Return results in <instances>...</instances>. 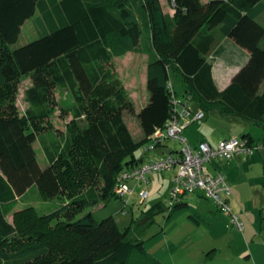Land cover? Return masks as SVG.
I'll use <instances>...</instances> for the list:
<instances>
[{
    "label": "trees",
    "instance_id": "16d2710c",
    "mask_svg": "<svg viewBox=\"0 0 264 264\" xmlns=\"http://www.w3.org/2000/svg\"><path fill=\"white\" fill-rule=\"evenodd\" d=\"M168 1L172 15L163 13L159 0H0V106L10 86L30 77L24 112L0 110V264L36 263L46 254L54 256L47 264H165L141 239L130 238L129 228L120 231L113 216L98 221L84 210L117 197L119 171L143 161L145 153L135 151L170 117V72L182 82V92L175 93L189 95L204 114L216 110L244 121L264 120V25L251 11L255 5L264 11V0ZM37 11L45 31L11 48ZM222 23L248 59L219 90L212 63L194 38L202 28ZM138 47L147 56V102L136 114L143 135L134 140L122 117L130 99L109 61ZM55 87L73 97L78 122L63 136L48 138ZM35 141L48 158L46 166ZM31 188L47 198L65 189L70 198L60 219L51 216L47 228L20 233L5 209ZM184 204L181 198L170 210L161 202L152 209H165L168 217Z\"/></svg>",
    "mask_w": 264,
    "mask_h": 264
},
{
    "label": "rangeland",
    "instance_id": "374dc122",
    "mask_svg": "<svg viewBox=\"0 0 264 264\" xmlns=\"http://www.w3.org/2000/svg\"><path fill=\"white\" fill-rule=\"evenodd\" d=\"M251 11L258 14L261 12L260 5L253 6ZM233 14H235V12H233ZM42 27L45 28L37 11L22 25L17 40L10 44V47H19L39 37L42 35ZM131 51L129 59L132 57L136 58L132 63L129 62L126 64V56L122 55L113 56L112 62L109 61V65H111L115 76L120 80L122 87H127L133 96L134 93H136L134 100H130L129 105L122 110V117L130 126L133 137L138 139L141 137L142 133L135 113L140 110L144 103L142 98H145V95H147L145 86L141 85L142 67L146 61L144 59L142 60L140 47H138L137 51ZM169 81L178 94H180L183 89L180 77L170 72ZM29 85L30 77L25 75L15 86H10L8 99L5 104L0 106V110H10L18 114L23 113L28 106L25 99V90ZM74 104V99L67 90L59 87L53 89L51 130L56 138L64 135L67 126H73L76 124V121L78 122V120L74 119L73 115L75 110ZM192 104L195 108L196 105L194 103ZM87 114L88 110L85 109L82 118H86ZM231 118L232 117H220L215 112H208L205 119L197 120V122L191 124L189 128L187 127V129L182 132V135L188 139V133L190 131H196V129L199 128L198 126L202 125H214L218 131L236 133L238 135L243 133L242 129L247 128L246 131H248L249 126H251L252 132H250V134L252 136L257 138L262 134L261 127L253 123L249 124L243 121H241L242 123L231 121ZM135 128H138V131L135 130ZM181 146L182 143L180 141L169 138L163 142V148L160 147L159 150H155V152L157 151L156 154L161 151L162 153H166L170 148L178 151ZM35 147L38 156L42 158L43 153L41 148H39L37 143ZM141 152L140 148L135 151L137 155H141ZM155 152L146 154L145 158L153 155ZM204 166L206 167L207 164L205 163ZM171 174H173L172 170L147 175L148 183L146 188L148 197L145 202L140 203L138 195L134 193L129 198L125 212L122 211L124 202L120 197H111L106 201L99 200L90 208L93 218L99 221L105 217L113 216L120 231L129 228V237L141 239L145 249L165 264H221L218 260L205 261V263H203L199 255L201 243L199 240L198 242L195 240L194 242L196 243L193 244L192 247L188 244L191 238L195 237L199 239V236L204 232L205 227H203V225L199 226L193 217L205 216V211H207L208 207L213 209L214 202L211 199L206 197L197 201L192 198L193 194H185L183 198L185 204L175 209L171 215L166 217L167 211L165 209L172 188L170 179ZM67 192L63 189L61 194L54 198H47L42 193L37 192L40 197L39 200H37L38 202H33V204H21L20 201L15 200L6 206V217L15 225L20 233H27V230L31 228L44 227V222H47L51 216L57 219L61 218V210L70 198ZM157 202L164 204V211H160V209L157 208L152 209ZM83 213L76 215V218L81 217ZM37 217H40V219ZM36 219L39 220L37 221ZM42 219H44V221H42ZM45 228L47 227H44V229ZM228 228H231V226L227 227V230ZM232 228H234V231L237 229L235 225H233ZM57 254V256L60 255L59 253ZM51 259H54V256L46 254L43 259H40L36 263L30 262L29 264H47Z\"/></svg>",
    "mask_w": 264,
    "mask_h": 264
},
{
    "label": "crops",
    "instance_id": "0c3cea01",
    "mask_svg": "<svg viewBox=\"0 0 264 264\" xmlns=\"http://www.w3.org/2000/svg\"><path fill=\"white\" fill-rule=\"evenodd\" d=\"M159 2L163 13L168 15H172L174 13V8L170 1L159 0ZM255 19L264 25V11L256 14ZM224 25L225 24L222 23L212 29L204 27L194 38V41L199 45L202 54L205 55L206 58L212 63V77L219 90L223 89L230 82L232 76L248 59L247 50L238 46L230 37L225 34L224 30L226 26ZM44 31L45 28L42 27L41 32ZM130 52L132 51H128L123 54L126 56V64L129 62L132 63L134 60H136V58H133L132 56V58L129 59L131 54ZM140 54L142 55V60L144 59L146 61L141 72V85H144L146 89L147 56L142 51H140ZM111 60L112 57L110 61ZM109 67L113 71L111 65H109ZM124 89L126 90L129 99L133 101L134 96L136 97V93H134L133 96L127 87H124ZM142 99L144 100V105L147 102V95H145V98ZM192 103L196 105L195 108L193 107ZM199 109V106L192 101L191 114H194V112ZM208 112H215L220 117H232L231 121L238 123H242L241 121L249 124L253 123L261 127L262 134H260L257 138L252 136L250 134V132H252L251 126H249L248 131H246L247 128L242 129L243 133L238 135L236 133H224L222 131H218L214 125H202L198 126L199 128H197L196 131H190L188 133V139L183 135L186 138V142L191 147H194L201 140H205L211 145H215L220 139L224 137H242L244 134H249L253 141L264 139V120L260 121L259 123H255L252 121H244L239 117L230 115H219L216 110ZM208 112L204 114V117L201 120L205 119ZM135 114H137V112ZM195 122H197V120L191 121L183 129V131L186 130L187 127L189 128V126ZM126 125L132 135L130 126L127 123ZM135 130L138 131V128H135ZM142 135L143 134H141V137ZM47 137H55L51 129H48ZM141 137L138 139L133 137V139L139 140ZM36 143L42 150V158L38 156L35 147ZM33 146L40 164L42 166H46L49 161L41 144L38 141H35ZM159 148L160 147L155 150H159ZM161 148H163V146H161ZM155 150L152 152H155ZM170 151L177 150L170 148L166 153ZM156 152L147 158H145L146 154H144L142 162L147 161L152 156L162 153V151L157 154ZM206 164L207 166H203V170L207 174L214 175L216 173H221L225 176L230 187L229 202L232 211L238 215V220L242 223V230L235 228L236 231H234L230 216L226 212L220 210L216 204L213 203L214 208L212 209L208 207L207 211H205L206 215L204 213L205 216L193 217L199 226L203 225L205 228L204 232L199 236V239H196L195 237L191 238L188 244L192 247V245L196 243L194 242L195 240H197V242L198 240L201 242L199 255L203 263H205V261L218 260L221 264H264V147H261L253 154H235L229 159L215 158ZM130 183L133 184L132 181ZM135 191L136 192L134 193L137 194L136 188ZM37 192L39 193L36 188H31L23 195L17 196L14 201L18 200L21 202V204H33V202H38L37 200H39L40 196L37 194ZM183 198L184 196L182 197V200ZM192 198L200 201L206 197L201 192H198L194 193ZM90 208L91 207L87 208L84 210V212L90 211ZM229 226H231V228H228L227 230V227Z\"/></svg>",
    "mask_w": 264,
    "mask_h": 264
},
{
    "label": "built area",
    "instance_id": "2783aa9c",
    "mask_svg": "<svg viewBox=\"0 0 264 264\" xmlns=\"http://www.w3.org/2000/svg\"><path fill=\"white\" fill-rule=\"evenodd\" d=\"M171 100L170 117L162 127L156 128L148 141L141 147L145 154L163 146L166 139H175L182 143L178 151L158 154L147 161L123 168L115 178L114 190L123 202L125 212L129 198L137 189L139 202H145L148 197L147 183L149 174L172 170V188L166 210H170L185 194L201 192L211 199L216 206L230 216L231 223L242 230L238 215L232 211L229 202L230 187L221 173L207 174L203 170L205 163L215 158L229 159L235 154H253L264 147V139L253 141L247 137L228 136L220 139L215 145L205 140L191 147L182 135L183 129L193 120H201L204 112L199 109L191 114L192 99L189 95H177L170 81L167 84ZM133 182L131 184L130 182Z\"/></svg>",
    "mask_w": 264,
    "mask_h": 264
}]
</instances>
